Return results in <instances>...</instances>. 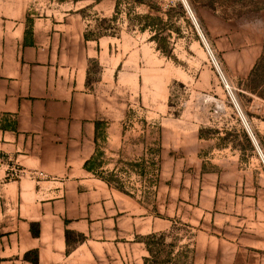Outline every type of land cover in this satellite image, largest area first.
Segmentation results:
<instances>
[{"label": "rangeland", "instance_id": "obj_1", "mask_svg": "<svg viewBox=\"0 0 264 264\" xmlns=\"http://www.w3.org/2000/svg\"><path fill=\"white\" fill-rule=\"evenodd\" d=\"M101 2L88 84L124 137L92 169L156 219L141 258L264 264V0Z\"/></svg>", "mask_w": 264, "mask_h": 264}, {"label": "crops", "instance_id": "obj_2", "mask_svg": "<svg viewBox=\"0 0 264 264\" xmlns=\"http://www.w3.org/2000/svg\"><path fill=\"white\" fill-rule=\"evenodd\" d=\"M91 4L0 0V264H29V251L38 264H148L156 219L85 169L104 124L106 141L124 137L123 112L109 120L88 84L105 40Z\"/></svg>", "mask_w": 264, "mask_h": 264}, {"label": "trees", "instance_id": "obj_3", "mask_svg": "<svg viewBox=\"0 0 264 264\" xmlns=\"http://www.w3.org/2000/svg\"><path fill=\"white\" fill-rule=\"evenodd\" d=\"M72 2H80V1H92L94 3H100L103 0H71ZM136 3H142L141 0H135ZM116 8V5H115ZM93 161H89L87 163H85V169L87 171L93 170L92 169V164ZM33 234H36V232L33 231ZM23 260L29 264H38V255L36 251H29L27 253L24 254L23 256Z\"/></svg>", "mask_w": 264, "mask_h": 264}, {"label": "built area", "instance_id": "obj_4", "mask_svg": "<svg viewBox=\"0 0 264 264\" xmlns=\"http://www.w3.org/2000/svg\"><path fill=\"white\" fill-rule=\"evenodd\" d=\"M14 174V173H13Z\"/></svg>", "mask_w": 264, "mask_h": 264}]
</instances>
